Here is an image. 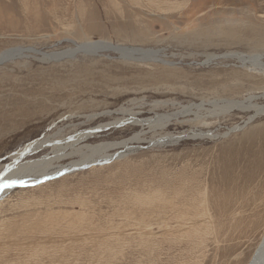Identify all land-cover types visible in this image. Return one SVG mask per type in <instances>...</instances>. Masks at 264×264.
Listing matches in <instances>:
<instances>
[{"label": "rangeland", "instance_id": "1", "mask_svg": "<svg viewBox=\"0 0 264 264\" xmlns=\"http://www.w3.org/2000/svg\"><path fill=\"white\" fill-rule=\"evenodd\" d=\"M232 30L237 39L226 37ZM262 33L264 0H0V166L47 135L57 143L99 127L80 144L95 145L142 132L125 148L82 153L113 160L3 198L0 264H247L264 234L254 159L264 160V114L249 122L252 114L216 116L212 105L254 96L264 108V87L250 82L264 71L245 60L264 63ZM86 43L119 51L78 49ZM163 69L175 72L162 78ZM191 104L165 130L117 124ZM165 132L184 137L164 142ZM231 187L240 195H226ZM219 198L234 207L224 213ZM170 201L201 221L175 220Z\"/></svg>", "mask_w": 264, "mask_h": 264}, {"label": "bare ground", "instance_id": "2", "mask_svg": "<svg viewBox=\"0 0 264 264\" xmlns=\"http://www.w3.org/2000/svg\"><path fill=\"white\" fill-rule=\"evenodd\" d=\"M261 32L259 33L260 35H261ZM225 35H226L227 38H229V37L232 38V39H235V38L237 39L238 38L237 31H235V30L229 31V32L225 33ZM256 38L257 39L255 41V44L258 45L260 43V38L259 37H256ZM261 38H263V37H261ZM102 44H105V45H102ZM98 46H100V48L101 47H106V48H109L111 50H115V51L118 50L117 48H115L114 46H112L111 44H108V43H96V44L86 43V44H83V45H77L78 49L81 48L83 50H88V51L96 49ZM4 55H5V53L0 54V60L3 58ZM50 57L52 59L56 58L57 54L56 55H51ZM245 60H248L249 62H257L256 65H252V66L255 67V68H259V70L263 69V71H264V63H259L260 59L258 58V56H253L252 58H248V59H245ZM163 70H164V72L168 71L167 69H163ZM173 72H175V71L173 70ZM173 72H170V71L166 72L163 75L165 77L162 76V78H166V77L172 76ZM237 78L238 77H235V79H237ZM245 78L250 79V76H247ZM262 78L255 79V77H252V79H250V82L253 83V84H257V85H262L261 88H263L264 87V78L263 79ZM262 94H264V90H263ZM253 98H256V97L251 96L249 99H244V100H236V99L232 100V99H230V100H224V101H220V102H215L212 105V107H213L212 110H213V112L215 113L216 116H228V117L229 116H234L236 114H239V113H242V112L245 111V114H252L249 117V122H250L256 116H258L260 114H264V108L261 105H258L257 103L253 102ZM201 106L202 105L199 104V106L197 108H200ZM194 107H195V105L191 104V105H189V107H184L183 109L181 108V110L177 111L176 113H171L169 115H166L165 118L158 116V117L153 118V119H148V118L139 119L134 114L132 115V113H130V116L132 115L131 118L128 117V119H125V120L122 119V120L119 121L120 123L118 122L117 124H122V123L126 122V123L132 124V125L133 124L140 125L141 127H144L145 125H147V127L151 128V129L155 128L157 126H160L162 128V130H165L170 125V122L173 119H177V121H178V116L185 115V114H187V112L190 113V111L192 112L193 111L192 109ZM100 130L101 129L99 127H97L95 129H90V132H86L84 134L83 133L77 134L73 138L66 139L65 141L69 140L70 142H72L71 150H69V151H67V149H66L67 146H69V144L66 143L65 141H61V140L59 141L58 140L57 143H54L53 140L54 139H58L57 135L54 134L53 136H50V135L48 136L47 135V136H44V137H42L40 139H36L34 141H31V142L23 145L22 147H20L18 150H16L12 154H10L9 160L11 161V163L8 164V165L0 166V202L13 189L25 188V187H29V186H35V185L38 186V185H40L42 183H46V182L56 178V177H60V176L63 177V176L68 175V174H70V173H72L74 171H77L78 170L77 168L81 164L85 163L86 161H90L91 165H95V164H101L104 161L108 162L110 160H113V159H115V157H113V156L112 157L109 156V157H107V158H105L103 160H100L99 159L100 158V154H98V153L94 154L93 156H83L82 153H83V151L85 149H89V148L111 149L114 146H118L120 148H122V147L125 148L126 146H129V144H132L131 142L133 140L138 139L137 137L141 136V133H142V132L136 133V134L132 135V137H134V138L129 139V140L127 139V140L121 141L118 144H116L117 142H114V143H109V144L100 143V144H95V145H91V144L80 145L82 142H85L88 138H90V137L94 136L95 134L99 133ZM198 133L199 134L196 133L195 135H193V137L194 138L195 137H199V138L203 137L202 133H200V132H198ZM161 137H162V140L164 142H169L170 141V143L175 144L182 137H184V134H174L172 132H165V134H163ZM46 147H51V150L50 151H45L46 149H48ZM258 150H260V148ZM246 151L248 153L246 155V157L247 158L251 157L250 160H252V158L255 156V152L253 151L251 153L250 150H246ZM262 152H263V150H262ZM257 153H259V152H257ZM39 154H41V157H38ZM72 157H77V159H73ZM68 159L71 160V161H69ZM254 159L257 162V166H256L257 168L256 169H257L258 173H260V172L264 173V160H263V157H262V159L261 158L258 159L256 157H254ZM237 160H239V159H237ZM249 162L251 163V161H249ZM249 162H247V161L242 162L244 164L241 167L243 169L246 168L247 166L250 167V163ZM238 164H239V162H238ZM232 167H233V169L235 168L233 163L228 167L230 172H232L231 169H230ZM234 170H236V169H234ZM230 174H232V173H230ZM193 176H196V175H193ZM229 177H230V175H229ZM233 181H235V177L232 174L231 178H230V183H232ZM216 184H219V183H216ZM228 188H229V186H228ZM213 190L215 191V189H213ZM239 191H241V189ZM246 192H247V190H246ZM233 193L236 194L234 188L231 187L229 189V192L226 193V195H229L230 197L232 195V197H233ZM243 193H245V192H243ZM214 195L216 196V194H214ZM219 195H220V193H219ZM237 195H240V194H236V196ZM180 196H182V194L180 192H175L174 193V198L177 199ZM198 197H199V195H198ZM200 197H201V195H200ZM223 200L224 199H220L219 198V199H217V202H218V204H220V206L221 205L223 206L224 213H226L227 211H229L230 209H232L234 207V204H232L231 202L222 203ZM196 202H198V201H196ZM165 203H166L164 205L165 207H168V208L170 207V208L173 209V211H171V212H174L173 216H175V220H177V221L188 220V221H191L194 224H196L198 222V220L201 221L200 217H202V216H201V214L198 213V211H197L198 209L196 210L191 205H188L187 207L186 206L181 207L182 203L180 201H176L177 205H174V204L169 205V204L172 203L171 201L168 202V203L167 202H165ZM215 210H216V208H215ZM205 225H203V226H205ZM212 228H213V225H212ZM214 229H215V227H214ZM189 231H188V233H189ZM211 232H212V230H211ZM202 233H204V232H201V234ZM247 264H264V234H263L259 244L257 245V247H256L251 259L249 260V262Z\"/></svg>", "mask_w": 264, "mask_h": 264}]
</instances>
